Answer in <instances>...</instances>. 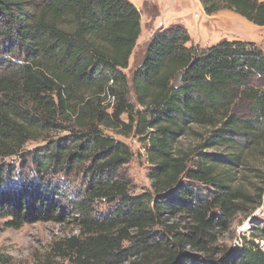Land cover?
I'll list each match as a JSON object with an SVG mask.
<instances>
[{
    "label": "trees",
    "instance_id": "obj_1",
    "mask_svg": "<svg viewBox=\"0 0 264 264\" xmlns=\"http://www.w3.org/2000/svg\"><path fill=\"white\" fill-rule=\"evenodd\" d=\"M199 2L264 28V0ZM141 33L130 0H0V217L19 228L82 216L89 234L72 264H199L191 249L208 252L213 231L264 204V50L201 47L173 24L153 34L129 80ZM112 133L147 141L152 191L131 194L134 152ZM30 141L44 144L23 152ZM17 155L35 178L9 188L17 169L5 159ZM60 173L83 174L80 197L49 179ZM100 199L116 204L94 219ZM254 230L222 264H264Z\"/></svg>",
    "mask_w": 264,
    "mask_h": 264
},
{
    "label": "rangeland",
    "instance_id": "obj_2",
    "mask_svg": "<svg viewBox=\"0 0 264 264\" xmlns=\"http://www.w3.org/2000/svg\"><path fill=\"white\" fill-rule=\"evenodd\" d=\"M136 3L140 4L142 33L130 59L129 68L125 70L129 80L141 64L146 44L153 34L173 24L183 25L190 33L192 43L201 47L212 46L227 39L252 41L264 50V28L233 11L224 10L209 15L199 0H143V2L136 0ZM122 118L127 120L126 115ZM114 136L117 140L128 144L134 152L133 159L124 166L125 172L133 181L131 194L138 196L152 191L150 172L154 166L148 160L147 141L142 140L135 133L129 137L119 134H114ZM184 141L186 145L195 143L193 138H186ZM43 144V141H30L25 145L23 152L33 150ZM5 161L14 164L17 169L16 173L7 179L9 188H17L25 180L35 178L33 169L21 167L22 160L19 155L10 156ZM49 179L54 185L64 186L71 200L80 197V192L86 186L81 173L69 177L60 173L50 176ZM182 183L195 188L199 193L206 194L210 191L208 185L199 182L184 179ZM237 185L246 190V169L237 173ZM115 204L107 199L96 200L92 218H102L107 215ZM11 218L10 216L0 217V264H72L78 245L89 234L82 225V216L78 215L70 214L64 221L27 223L19 228L8 225ZM176 220L177 218H172V221ZM255 228L262 236L257 238L256 242L264 250V204L256 209L253 205H245L244 210L238 213L227 224V227L213 231L216 240L210 241L208 252L192 249L190 252L195 255L199 264H222V260L227 259L229 254L242 247L245 238H252ZM160 229L159 227L154 228V230ZM110 235L114 238L118 237L115 233ZM73 239L78 244H73ZM123 246H130V242L125 241Z\"/></svg>",
    "mask_w": 264,
    "mask_h": 264
},
{
    "label": "crops",
    "instance_id": "obj_3",
    "mask_svg": "<svg viewBox=\"0 0 264 264\" xmlns=\"http://www.w3.org/2000/svg\"><path fill=\"white\" fill-rule=\"evenodd\" d=\"M132 1H133L134 4L136 5V7H137L138 9H140V8H139V7H140V4H137V3H136V0H132ZM141 1L143 2V0H141ZM167 27H168V26H167ZM167 27H166V28H167ZM164 28H165V27H164Z\"/></svg>",
    "mask_w": 264,
    "mask_h": 264
}]
</instances>
